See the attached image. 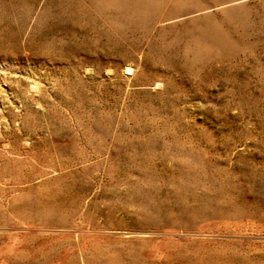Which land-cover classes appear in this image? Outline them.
Wrapping results in <instances>:
<instances>
[{"label":"rangeland","instance_id":"374dc122","mask_svg":"<svg viewBox=\"0 0 264 264\" xmlns=\"http://www.w3.org/2000/svg\"><path fill=\"white\" fill-rule=\"evenodd\" d=\"M0 264H264V0H0Z\"/></svg>","mask_w":264,"mask_h":264},{"label":"bare ground","instance_id":"6f19581e","mask_svg":"<svg viewBox=\"0 0 264 264\" xmlns=\"http://www.w3.org/2000/svg\"><path fill=\"white\" fill-rule=\"evenodd\" d=\"M130 70H131V68H130V69H129V68H126V72H127V71H130Z\"/></svg>","mask_w":264,"mask_h":264}]
</instances>
